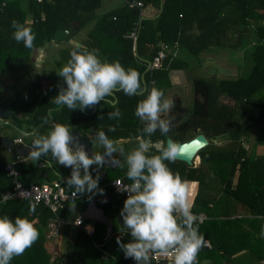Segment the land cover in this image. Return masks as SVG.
<instances>
[{
    "label": "trees",
    "instance_id": "obj_1",
    "mask_svg": "<svg viewBox=\"0 0 264 264\" xmlns=\"http://www.w3.org/2000/svg\"><path fill=\"white\" fill-rule=\"evenodd\" d=\"M22 1L32 5L31 22L27 24L35 33L36 39L31 49L26 48L22 42L17 43L13 38L11 21L15 19L19 23H25L26 12L20 8ZM104 1L107 0H0V76L10 74L15 77L26 72L32 63L31 52L52 43L55 32L69 30L70 34L63 39L69 41L86 29L85 37L77 41L80 47L102 51L105 56L112 58V62L119 61L125 68L139 71L142 86L146 87L144 95L128 97L123 92H116L117 102L114 107L110 103L101 102L84 111H71L66 106H61L51 112L53 120L49 125L42 124L48 121V109L59 107L54 103V98L61 87H66L57 72L43 80L36 79L31 83L30 91L16 92L10 102L0 103L1 106L12 109L10 123L19 129L25 124L26 131L42 124L30 137V145L38 135H46L56 123L69 125L71 130L79 131L84 137L86 134L105 131L110 139L121 142L119 145L125 151L120 157H116L123 167L101 168L106 174L108 171L115 172L113 179L121 178L131 182L126 177V156L130 147H137L135 137L143 128L141 121L134 115L137 104L146 97L151 88L157 86L158 81L167 79L171 71L180 70L185 79L190 81L192 106L186 108L180 95H172L170 99L175 102V107L168 114V118L173 119V127L167 136H162L157 131L151 139L153 142H165L166 138H171L176 143H183L203 134L209 141L208 146L198 151L192 165L177 160L169 164L174 173L178 172L183 179L195 181L198 185L192 212H203L208 216L209 205L214 203L221 192H225L236 198L244 193L248 196L252 193V200L259 202L258 213L263 214L264 0H116L122 3L119 7L101 11ZM125 1L140 2L142 6L130 8ZM149 6L153 7L158 15L154 18H143L142 10ZM132 33L134 37L130 36ZM174 43L195 57L199 67L215 66V59L203 55L210 49H247V54L250 50L253 65L246 76L227 78L212 74L203 78L195 73L199 67L191 69L186 61L168 54L160 69L146 71L145 63L153 60L162 45ZM249 44L251 47L248 49ZM76 46L71 44L61 49L56 63L59 66L65 65ZM45 83L48 84L42 86ZM115 108H119L122 118L108 119V113ZM20 113H30L29 119L22 120ZM110 127H115L116 130L109 132ZM2 137L0 132L1 148ZM88 139L93 145L95 139ZM102 151L103 149H99L95 152ZM41 158L48 160L59 175L48 165L38 167L26 159L18 161L9 156L5 160L0 156V217L7 215L14 219L20 216L34 220L35 226L42 234L31 247L33 251L26 259L31 264H52L45 250L44 232L54 219H64L67 209L54 215L45 206L35 205V212L32 213L30 207L34 204L29 201L1 202L2 196L12 188L11 180L4 172V166L10 162H15L19 181L23 186L62 181L67 189L74 190L68 188L65 183L70 177L68 168L53 159L51 153ZM97 170L96 166L90 169L93 178L96 177ZM108 180L107 175L99 180L98 187L104 190L100 207L106 216L111 217L114 233L122 229V226L116 223V218L120 216L126 199L115 195L109 187H102ZM105 197H108L107 203L103 202ZM94 198L95 195L89 196L86 201ZM244 201L246 202H242ZM206 221L198 224L200 234L209 241L211 252L230 263V254L224 245L225 235L219 231L207 233L200 230ZM84 223H87V220H84ZM69 228L66 225V230ZM82 236L84 231L77 228L74 239L65 243L64 264H120L116 248L114 251L111 246V237L107 240L102 238L101 242L95 239V249L92 245L90 247L93 252H90L89 261H84L80 256L75 257L80 246L89 247L83 244ZM128 236L129 231L123 233L124 243H127ZM88 243L91 244L89 240ZM21 257L14 258L11 264L23 262ZM150 264L153 263L150 261Z\"/></svg>",
    "mask_w": 264,
    "mask_h": 264
},
{
    "label": "clouds",
    "instance_id": "obj_2",
    "mask_svg": "<svg viewBox=\"0 0 264 264\" xmlns=\"http://www.w3.org/2000/svg\"><path fill=\"white\" fill-rule=\"evenodd\" d=\"M13 38L31 49L36 39L32 28L26 23L11 21ZM66 87L59 89L54 103L66 106L71 111L91 109L103 103L115 106L116 92L128 97L144 95L141 73L133 68H125L119 61L107 62L100 58L96 49L89 50L79 45L71 51L70 59L57 73ZM111 97L109 100L107 98ZM175 102L165 98L164 91L156 87L148 91L146 97L137 104L134 115L143 128L135 137L137 147L126 156V177L130 184L121 188L127 193L120 213L123 228L130 232L131 241L117 244L125 258L135 264H150V256L171 257L172 264H199V252L205 247V238L199 232L197 222L200 217L192 212V186L196 183L183 179L169 167L191 149L204 145L197 140L180 144L169 139L153 142L151 137L159 131L167 136L173 127V119L168 114ZM119 108L108 113V119L119 120ZM110 127L109 132H114ZM96 143L104 149L103 154L86 150L71 127L56 123L46 135H38L32 141L29 158L38 161L51 153L61 166L71 169L65 183L74 189L73 195L93 193L103 195L99 189V174L93 178L90 172L105 165L120 164L116 153L124 154L119 142L110 139L105 131L94 135ZM154 150V151H153ZM75 209V200L70 207ZM35 212V205L30 207ZM76 225L82 223L77 218ZM264 234V233H262ZM40 232L34 220L7 215L0 217V264H11L16 257L24 255L39 240Z\"/></svg>",
    "mask_w": 264,
    "mask_h": 264
},
{
    "label": "rangeland",
    "instance_id": "obj_3",
    "mask_svg": "<svg viewBox=\"0 0 264 264\" xmlns=\"http://www.w3.org/2000/svg\"><path fill=\"white\" fill-rule=\"evenodd\" d=\"M81 37H82V34H81ZM75 39H73V40H75ZM68 45H69L68 41H64V40H61L59 42L49 43L45 46L44 50L41 52V58L39 57L37 51L31 52V55H30L31 62H33V63L34 62H44V63L54 64V63H56V61L59 60V51L61 49L67 48ZM250 47H251V44L248 45V49ZM246 51H247V49L245 50L244 53L239 51V50L222 51L220 49H210L209 51L205 52L203 55L208 57V58L213 57V59L216 60L215 66H200L199 67L196 58L193 57L192 55L188 54L183 48L180 49V54L178 55V58L186 61L191 69H193L196 66L199 67L195 70V73L196 74L198 73V76H201L203 78H208V76H210L212 74H214L218 77H227V78L228 77H237V76L241 77V76H246L249 73V71L253 65V61H252V58L250 56V50H249V54H247ZM99 55L103 61H107L109 63L112 62V58L105 56V54L102 51L99 52ZM229 62L232 64H229ZM236 67H237V69H236ZM43 74H44V72H42L38 77H42ZM35 77H36V75L27 76L24 73H21L15 77H13L10 74H6L3 77L0 76V101L10 102L14 98L16 92H18V91L28 92L31 88L32 79H34ZM186 79L183 76L182 71H180V70L171 71L167 79H163V80H160L157 82L156 88L163 90L164 94H165V98H168V99H170L172 95H175V94L180 95L182 97L183 106H185L186 108H191V106H192V87H191V84H190V81L188 80V78H186ZM19 117H20V115H19ZM0 132L2 134H12L14 136L17 135L15 133V131L13 129H10V127L7 125L0 127ZM22 138H24V137H22ZM92 139H94V137ZM24 140L27 143L31 142L30 141L31 139L28 140L27 138H24ZM92 148L94 151H98V149H103V147L101 145H99L98 143H96L95 140L93 142ZM103 151H104V149H103ZM2 154H3L2 158L7 159V157H5V155H7L6 152L3 151ZM116 155H119V153H116ZM26 161H30L31 163H35V164L40 162V161L36 162V160L30 159V158H26ZM107 174H108V176L111 177V176H113V171H108ZM98 193H99L98 191L94 190L93 193L82 194L84 196H81L80 202L78 205L75 204L74 211L71 209V212L69 215L70 218L71 217L73 218L76 215L77 211L85 206L84 203L89 196L95 195L98 197V199L101 200V195L99 194V196H98ZM246 193H248V191H246ZM244 195H245V193L241 194L239 196V198H236L234 195L223 192V195H221L217 199V201L213 207V210H212V216L214 218V221L205 222L204 226L212 225V223L214 222L213 224L215 227L217 226L220 229H224L226 224L229 225V224H232L233 222L242 221V220L233 221V220H231L225 216L226 215L231 216V215L240 214V213H238L239 211L237 209V205L238 204L242 205L243 200L247 201V199H243V197H245ZM249 198L252 200V198H253L252 193L249 194ZM224 199H231L232 202H224ZM253 201H256V199ZM243 207H245V206H243ZM228 220L231 222H228ZM255 221H260V223L264 224V213L259 214L258 217H256L250 223H254ZM92 225H95L98 229L101 228V226L99 224H97V225L93 224V222H91V221L87 222V226H92ZM69 226H71V225H69ZM61 227H63V226H61ZM61 227H58V225L52 224V225H49L47 230L44 232V235H45L44 246H45V250H46V253L48 255V258L50 260L49 262L52 264H55L56 261L59 262L58 264H64V261H65V243L73 240V235L71 236V238L69 237L68 234L65 235L63 233L64 230H63V228L61 229ZM40 234H42V232H40ZM101 236L103 238V232H102V234L98 233V235H96L95 238H93V237L90 239L88 238V240L91 242V244L88 243V240L85 242V244L87 246L91 247L92 244L96 243L95 239H96V241H98ZM262 237L264 238V234L262 235ZM263 241H264V239H263ZM262 250L263 251H261V253H262L263 258H264V248ZM32 251H33V249L30 248L29 250H27L25 252L24 255H22L21 258L23 259L22 260L23 262H20V264L21 263L22 264H31L27 261L26 258L29 256V253ZM76 256L77 257L80 256L84 261L87 262L91 258V253L88 250V248L80 246L75 257ZM210 257L213 258V255H210ZM214 259H215V257H214ZM220 259L218 258V260H220ZM226 261L227 260H223L222 264H224ZM227 264H230V263L228 262Z\"/></svg>",
    "mask_w": 264,
    "mask_h": 264
},
{
    "label": "crops",
    "instance_id": "obj_4",
    "mask_svg": "<svg viewBox=\"0 0 264 264\" xmlns=\"http://www.w3.org/2000/svg\"><path fill=\"white\" fill-rule=\"evenodd\" d=\"M121 4H122L121 2L116 1V0L104 1L103 2V8H102L101 11H108V10L117 8ZM20 8L23 11L26 12L25 23L26 22L30 23L31 22L32 5L29 4L26 1H22V2H20ZM157 15H158V13L156 14V10L153 7L149 6V7H146V8H144L142 10V17L143 18H154ZM85 32H86V29H84V30L80 31L79 33H77L76 35H74V37L72 39H70V41H68L69 45H71V44L72 45L73 44L74 45L75 44L76 45L79 44V43H77V41H81L85 37ZM81 34H82V37H81ZM73 39H75V40H73ZM164 45L167 46V50L169 52V55L178 58V55L180 54V49L181 48H178L175 43L174 44H164ZM44 48H40V49L33 50V51H37L39 57L41 58V52L44 50ZM222 51H227V50H222ZM244 51L245 50H241V52H243V53H244ZM210 59H213V57H211ZM229 64H232V63L229 62ZM236 69H237V67H236ZM1 102L2 101H0V103ZM2 103L6 104L7 102H2ZM22 127L26 128L25 124L22 125ZM48 132L49 131H47V133ZM4 135L5 134H2V136H4ZM94 135L95 134L92 133V134H86L85 136L92 139L94 137ZM30 139L31 138H28V140H30ZM120 143L121 142H119V144ZM2 148H3V150H2ZM2 148L0 147V156L1 157L3 155L2 152L3 151L6 152V150L3 147V145H2ZM132 149H133V147H130L129 151H131ZM6 154L7 155H5V157H7V159H8L9 156H11V155L8 154L7 152H6ZM120 155L121 154L119 153V155H116V157H120ZM21 159L23 160L25 158L24 157H19L16 160L21 161ZM40 159L42 161L38 162V163H41V165L42 164H46V165H48L50 167V162L48 160L43 159V158H40ZM41 167H43V166H41ZM104 167H109V166L105 165ZM51 169L53 170V172L55 174L59 175L58 172H56L52 167H51ZM68 170H69V175H70L71 174V169L68 168ZM98 171H104V170L102 168H98L97 172ZM105 175H107V178H109L108 181H110L111 179H113V177L115 175V172H113V176H111V177L108 176V174H106L105 171H104V176H102V175H99V176L100 177H105ZM197 190H198V185H197V183H195L192 186V202H193V199H194V197H195V195L197 193ZM99 194L100 193H98V196H99ZM221 195H223V192H221L216 197V200L214 201V203L212 205H209L210 213L208 215L209 217H208V220L206 222L214 221V218L212 216V210H213V207H214L217 199ZM244 196H245L244 199H247V201L246 202L245 201L242 202L243 203L242 205L245 206V207H243L242 205H239V204L237 205V209L239 211L238 213H240V214L231 215V216L230 215H226L225 216V217H228L229 219H231L233 221H235V220H242V221L233 222L232 224H229V225L226 224L224 229H220L217 226L215 227L214 224H213L214 222H213L212 225H209V226H205L204 227L202 225V229H200V230L203 231V232H207V233H209V232L211 233V232H214V231H219V232H221L222 234L225 235L223 237L224 238V245H225L226 251L230 254V264H264V258H263V255L261 253V251H263L262 249L264 248V241H263L264 238L262 237V235H263L262 233H264V225H263V223H260V221H255L254 223H250L251 221H253L259 215V213H258V210H259V207H260L259 204H258L259 202L255 203V201L251 200L247 194H245ZM80 198L76 200L75 204H77V205L79 204ZM94 200L96 202V205L99 208H101L100 207L101 206L100 205L101 204V200L98 199L97 196H95ZM90 201H92V200H90ZM88 202L89 201H85L84 205H86ZM103 202L107 203L108 202V197H107V199L105 197V200ZM224 202H232V201H231V199H224ZM70 207H71V205L68 206L67 211H66L67 214H66V217L64 219H59L57 221L53 220V221H51V223L49 225L54 224V225H58V227L63 226V227H61V229L63 228V230H64L63 233L65 235L68 234L70 238L73 235V239H74L77 227H74V226L72 227V225L71 226L68 225L70 228L68 230H66V225L67 224L60 223V220H63L65 222L66 221L67 222L72 221L76 216L81 215V213L85 209V206L83 208L79 209L77 211L76 215L73 218L72 217L70 218V216H69L70 212H71V208ZM87 222H88V220H87ZM91 222H93V224H99L101 226V228L98 229L95 225L89 226V227H92L94 229L95 234L92 235V236H88V235H86L84 233L85 237L82 236L83 244H85V242L88 240V238L90 239L93 236L96 237V235H98V233L102 234V232H103V239L107 240L110 237L112 238L111 246L114 247V251H115V248H116V253L118 254V257H119L118 259L120 260V264H135V261H133L132 259L125 258V255H124L123 251L121 250L120 246L117 244V240L118 239L122 243H124V241H122V235H123V233L127 232L128 230H126V229H124L122 227L121 230L115 231L114 233L112 232L109 235V237L106 238V226L101 224V223H96L95 221H91ZM228 222H231V221L228 220ZM86 225H87V223H86ZM118 225H120V224H118ZM101 240H102V236L100 237L99 242H101ZM130 241H131V236H128L127 243L130 242ZM92 246L94 248L93 244H92ZM88 250L91 253L93 252V249H91L90 247H88ZM210 255H213V258L210 257ZM214 257H215V259H214ZM218 258L219 259L221 258L220 261L218 260ZM198 259H199V264H222L223 263L222 261L226 260L225 258H222V256L216 255V253L211 252V250L199 252ZM226 262L228 263V261H226Z\"/></svg>",
    "mask_w": 264,
    "mask_h": 264
},
{
    "label": "built area",
    "instance_id": "obj_5",
    "mask_svg": "<svg viewBox=\"0 0 264 264\" xmlns=\"http://www.w3.org/2000/svg\"><path fill=\"white\" fill-rule=\"evenodd\" d=\"M40 1V0H38ZM128 7H141L142 4L140 2H127ZM134 37V33L130 35ZM169 54L166 45H162L161 49L157 52L152 61H150L149 66L146 65L147 70H157L160 69L163 65V61ZM153 84V81L150 82V85ZM16 142H20V139H17ZM4 172L7 177L10 178L12 183V188L8 190L1 198V202L8 200H26L34 205H43L45 206L52 214L57 215L59 211L66 210L68 206L72 205L73 200L79 199L81 197L80 194L77 196L73 195L74 190H69L65 187L62 181H52L49 183H44L41 185H31L29 187L23 186L19 181V171L15 167V162L7 163L4 166ZM131 182L123 181L121 178H115L106 184L103 185L109 187L114 194L127 198V193L123 192L121 188L125 185L130 184ZM195 215L200 217V220L197 224H201L208 219V216L203 213H194ZM79 218L82 223L76 225L75 221ZM54 220H59L56 218ZM84 218L81 215L76 216L72 221L65 222L60 220V223L72 225L77 228H81L84 233L88 236H92L94 234V229L89 227L84 223ZM150 261L153 264H160L167 261H172L171 257H161L157 255L150 256Z\"/></svg>",
    "mask_w": 264,
    "mask_h": 264
},
{
    "label": "water",
    "instance_id": "obj_6",
    "mask_svg": "<svg viewBox=\"0 0 264 264\" xmlns=\"http://www.w3.org/2000/svg\"><path fill=\"white\" fill-rule=\"evenodd\" d=\"M69 34H70L69 30L57 31L54 34L53 42H59V41L63 40L64 38H66ZM77 45L80 46V44H77ZM145 64L147 66H149L150 62L147 61ZM146 71H147V68H146ZM144 88L146 89L145 86H144ZM60 107L61 106H59L56 109H53V108L48 109V111H47L48 121L46 123H42V124L49 125L53 120V118L51 116V112L59 109ZM82 111H84V110H82ZM11 115H12V109L10 107H3L0 105V126L7 125V126L11 127L16 132L17 135L15 138H17V139H19L21 137L29 138L30 136H32L34 134V132L39 128V126L42 125V124L36 125L35 127H33V129L29 133H26L24 131H21L19 128H17L12 123L6 121L7 119L11 118ZM20 117L22 120H28L30 117V113H20ZM72 131H73L74 135H77L79 137L81 143H83L86 146V150L91 155V153L94 152V150L92 148L90 140L88 138L82 136L79 133V131H77L75 129H72ZM169 139H171V138H166L165 143H167V141ZM193 140H197L200 144H202L204 146L202 148L191 149L184 156L177 159V161L184 162L185 164L190 166V165H192L193 160L195 159L198 151H200L201 149H203L209 145V141L207 140V138L203 134H198L197 136L193 137L192 139H190L186 142L180 143V144L188 143V142H191ZM1 143H2L3 147L5 148L6 152L12 156V159L16 160L19 157H24V158L29 157V153L31 151V146L26 145V144H15L14 139H12L9 136H3L1 138ZM213 143H215V141H213ZM103 152L104 151H102L101 154H103ZM120 164H121V162H120ZM37 166L38 167H41V166L45 167L46 164L41 165V163H38ZM107 166H109L112 169H116L119 165L111 164V165H107ZM97 174L104 176L103 171H98ZM106 199H107V197H106ZM121 211H122V209L120 210V212ZM81 217L84 218L85 220L95 221L96 223H101V224L105 225L106 226V238L109 237V235L113 232L112 219L110 217L106 216L104 210L102 208H99L96 205L95 201H93V200L89 201L85 205V209L81 213ZM116 223L120 224L123 227L121 215L116 218ZM211 249H212V246L210 245L209 241H207L205 239V247H203L200 252L211 250ZM160 264H172V261H167V262H163ZM225 264H227V262H225Z\"/></svg>",
    "mask_w": 264,
    "mask_h": 264
},
{
    "label": "flooded vegetation",
    "instance_id": "obj_7",
    "mask_svg": "<svg viewBox=\"0 0 264 264\" xmlns=\"http://www.w3.org/2000/svg\"><path fill=\"white\" fill-rule=\"evenodd\" d=\"M64 66L61 65L59 66L57 63H54V64H49V63H44V62H32L31 63V66L27 69L26 72H24V74H26L27 76H31V75H36V77L34 79H32V82H34L36 79H39V80H43L46 76L48 75H54L56 74L57 72L60 71V69ZM42 72H44L43 76L42 77H38ZM31 82V83H32ZM48 83H45V84H42V86H46ZM31 89V88H30ZM30 91V90H29ZM26 93V92H25ZM5 107V106H3ZM6 121L10 122V119H7ZM3 126V125H2ZM0 126V127H2ZM21 131H24L26 133H29L30 131H26V128L25 127H22L20 129ZM16 133V132H15ZM12 134H5L4 136H9L11 137L12 139H14V142L15 144H26V145H29V142L27 143L24 138H19L20 139V142H16L17 138H15L16 136L12 135ZM33 136V135H32ZM30 136V137H32ZM29 137V138H30ZM28 139V138H27ZM29 158V157H28ZM26 159V158H25Z\"/></svg>",
    "mask_w": 264,
    "mask_h": 264
}]
</instances>
